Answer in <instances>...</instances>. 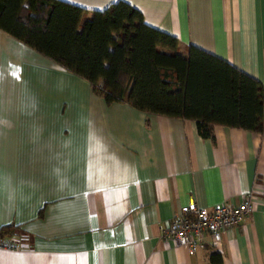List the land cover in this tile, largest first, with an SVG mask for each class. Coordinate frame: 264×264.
I'll use <instances>...</instances> for the list:
<instances>
[{
	"label": "crops",
	"instance_id": "crops-1",
	"mask_svg": "<svg viewBox=\"0 0 264 264\" xmlns=\"http://www.w3.org/2000/svg\"><path fill=\"white\" fill-rule=\"evenodd\" d=\"M89 13L123 1L146 24L264 86V0H60ZM108 105L90 83L0 30V264H264V134ZM254 211L196 255L159 226L194 201Z\"/></svg>",
	"mask_w": 264,
	"mask_h": 264
},
{
	"label": "trees",
	"instance_id": "trees-1",
	"mask_svg": "<svg viewBox=\"0 0 264 264\" xmlns=\"http://www.w3.org/2000/svg\"><path fill=\"white\" fill-rule=\"evenodd\" d=\"M0 30L87 80L108 105L192 120L205 139L216 126L264 134L261 81L194 45L180 54L175 36L126 2L89 13L60 0H0Z\"/></svg>",
	"mask_w": 264,
	"mask_h": 264
},
{
	"label": "built area",
	"instance_id": "built-area-1",
	"mask_svg": "<svg viewBox=\"0 0 264 264\" xmlns=\"http://www.w3.org/2000/svg\"><path fill=\"white\" fill-rule=\"evenodd\" d=\"M253 211V192H249L237 206L222 203L202 208L192 201L181 207L172 220L159 226L160 238L177 247H184L190 256H194L208 242L218 245L225 230L244 223ZM24 247L21 240L7 238L0 232V250L16 252Z\"/></svg>",
	"mask_w": 264,
	"mask_h": 264
}]
</instances>
